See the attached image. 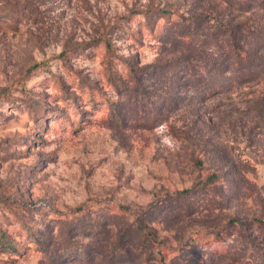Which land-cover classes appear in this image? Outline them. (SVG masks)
I'll return each instance as SVG.
<instances>
[{"label": "rangeland", "instance_id": "1", "mask_svg": "<svg viewBox=\"0 0 264 264\" xmlns=\"http://www.w3.org/2000/svg\"><path fill=\"white\" fill-rule=\"evenodd\" d=\"M0 264H264V0H0Z\"/></svg>", "mask_w": 264, "mask_h": 264}, {"label": "trees", "instance_id": "2", "mask_svg": "<svg viewBox=\"0 0 264 264\" xmlns=\"http://www.w3.org/2000/svg\"><path fill=\"white\" fill-rule=\"evenodd\" d=\"M213 182V181H212ZM190 191V189H184L183 191H182V193H187V192H189ZM72 243H74V242H71V241H68V242H65V244H62V248L61 247H57V248H59L61 251H63V252H65V253H69V252H71L72 250ZM76 243V242H75ZM10 246H12V244L10 243L9 244ZM89 247V246H88ZM50 249V248H49ZM47 251H48V249H47ZM121 250H120V248L117 246V248H114L113 250H110V257H111V259H114V260H118V259H120V257H121V252H120ZM81 254H83V253H81ZM80 256V255H79ZM82 256V255H81Z\"/></svg>", "mask_w": 264, "mask_h": 264}]
</instances>
